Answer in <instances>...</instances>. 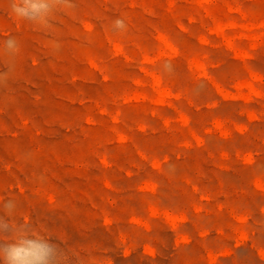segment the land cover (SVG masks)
<instances>
[{"label":"rangeland","instance_id":"1","mask_svg":"<svg viewBox=\"0 0 264 264\" xmlns=\"http://www.w3.org/2000/svg\"><path fill=\"white\" fill-rule=\"evenodd\" d=\"M25 237L49 264H264V0H0V246Z\"/></svg>","mask_w":264,"mask_h":264},{"label":"clouds","instance_id":"2","mask_svg":"<svg viewBox=\"0 0 264 264\" xmlns=\"http://www.w3.org/2000/svg\"><path fill=\"white\" fill-rule=\"evenodd\" d=\"M74 7V5H69ZM49 10V0H10V11L18 20H38ZM114 27L124 29L121 19L114 21ZM14 42L8 41L12 47ZM0 256L6 264H49V248L32 238H21L18 242L0 246Z\"/></svg>","mask_w":264,"mask_h":264}]
</instances>
